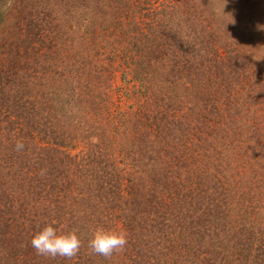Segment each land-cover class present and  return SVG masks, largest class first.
<instances>
[{
  "label": "rangeland",
  "instance_id": "rangeland-1",
  "mask_svg": "<svg viewBox=\"0 0 264 264\" xmlns=\"http://www.w3.org/2000/svg\"><path fill=\"white\" fill-rule=\"evenodd\" d=\"M178 37L194 44L192 57L174 48ZM134 109L145 112L135 134L116 123ZM8 139L16 169L13 182L0 162V246L11 235L18 251L37 253L33 234L57 219L39 218L32 186L80 182L75 156L92 165L82 181L91 203L100 200L94 212L127 235L120 261L133 232L147 264H244L233 251L241 218L224 205L231 197L246 210L249 244L263 237L264 0H0V141ZM101 153L109 165L99 176Z\"/></svg>",
  "mask_w": 264,
  "mask_h": 264
},
{
  "label": "trees",
  "instance_id": "trees-1",
  "mask_svg": "<svg viewBox=\"0 0 264 264\" xmlns=\"http://www.w3.org/2000/svg\"><path fill=\"white\" fill-rule=\"evenodd\" d=\"M186 23H187V21L185 19V24ZM187 25H188L187 26V33H190V29H189V27L191 25L190 21H188ZM175 41H176V44L174 45L175 46L174 48H177V50L182 55H185L186 59H187V56L192 57V55H191L192 52L196 50L193 43H189L186 39H182L180 37H178V39H176ZM181 41L183 42V45H182V43H179ZM139 46L141 48H144V45L139 44ZM145 47H146V45H145ZM180 53L178 55H181ZM137 62H140V61H137ZM137 62H135V63H137ZM89 73H90V70H89ZM89 73H88V77H89ZM93 73H94V75L99 74L97 70L93 71ZM135 74L137 75V72ZM145 80H149V82H151L150 76H147V78ZM88 81H89V79H88ZM88 81H87V84H85V86H89ZM79 96L75 94V99L77 102H78V100L79 101L81 100V98ZM139 112H142V114L145 113L142 111V109L141 110L140 109L139 110L134 109V110L128 111L126 113L127 115L124 114L123 111L122 112L119 111L117 113V119H116L117 122L116 123L121 124V125H119L121 130L125 129L126 127L130 128V129L133 128V133L135 134V130L139 129L137 126H141V124H142V122L140 121L141 118L137 117ZM143 116H145V115H143ZM117 129H118V125H115V131ZM103 130L105 131V128ZM106 136L107 135L102 131L100 133V135H98L96 137L97 138L99 137V138L105 140ZM129 136H130V134L128 135V137ZM7 141L9 142L10 140L8 139ZM62 141L63 140H61V143H62ZM4 143H6V142H2V140L0 141V162L6 159L7 161L4 163L6 164L7 167L5 166V164H4V166L6 168H8V166L11 165V172L9 170V174H10L9 177H11L13 179V182H14V180H15V169H16V166H15L16 158L13 159L14 155H15L13 153H15V152L14 151L10 152V149H9V148L14 147V146H12V145H14L13 144L14 142L10 141L9 144L6 143L7 146L4 145ZM63 143H65V142H63ZM109 146H112V143ZM8 149H9V151H8ZM4 150H7V151L5 152ZM103 153H101L102 157H100V158L94 157L95 162H96V164L94 165V168H95L94 170H99V172H98L99 176H102V174L104 173V170L108 169L107 166L109 165L107 163V162H109V160L106 156L103 157ZM24 156L26 157V153L21 154V158H24ZM73 157H75V156L68 157L69 165L71 166L70 169H73L74 172H77L80 174V182H77L75 184L71 180H66L65 181V183H67L66 186H62V188H59L58 190H56V188H55L56 186L52 185V183H50V181H49V184L46 187L47 189L45 190L44 183L41 182L40 180H38L36 183H34V185L32 187L35 186V191H36L35 192L36 193L35 199L37 197H39L38 198L39 202H37V206H34L36 208L38 207L37 208V214H39V218L40 219H44V218L45 219H47V218L54 219L52 217H55V219H57V220L54 222V224L53 223H51V224L57 230H58L57 227L59 225L61 227L60 231H63V232L75 231L79 235L80 240H81V247H80L79 252L73 257H61V258L60 257L58 258V256L53 257V256H47V255H46L47 257H45V255L33 253L32 258H29V256H27V252L29 250L18 251L17 246H13L10 244V242L12 241L11 240L12 236L10 235V236H5V238H2V240L6 241L5 242L6 247L4 248L3 246H0V264H147V259H144L140 256V255H142L140 252L141 249H143L141 247L142 244H136L133 242V240H134V236H133L134 234H132L133 232L131 233L132 237H131V242H129L130 245L128 244L130 246V250L128 251V254H127L128 259L126 261H120V258H118L119 254L117 253V251H115L111 256H104V255H100V254L93 252L89 248L88 241L91 238L93 230L97 227H104L106 229H109V227L107 226V223L104 220V216H103L104 212H102V215H100L99 211L94 212L95 206L97 205L98 197H97V199L96 198L93 199V202L91 203L89 196H86V194H85L86 193L85 188H84L85 184L83 183L84 181H82V179L84 178V176L91 175L93 173V170L91 169L92 165L90 167L89 160L87 162L88 164L87 163L80 164L78 161L73 162V161H76ZM151 160H154L153 157L151 158ZM91 162H93V160H91ZM12 165L15 167L14 169H13ZM53 165L54 164H52L51 166H53ZM87 167L89 168L88 171H86ZM54 168H55V165H54ZM51 169H53V167ZM146 172L149 174L148 170ZM52 173H55V171H52ZM64 174L68 175V172H66ZM148 174L146 176H148ZM4 175H5V173H4ZM25 178H28L27 174H25ZM30 181L31 180H29V182ZM10 182H11V180H10ZM100 183L97 182V185ZM219 185L221 188L222 183L220 182V184L219 183L217 184V186H219ZM101 186H102V184H101ZM105 188H104V190H103V188H101V190L106 191ZM225 188H229V187L225 186V187H222L220 189V193L222 195L224 194L223 191H225ZM55 191L56 192L60 191V193L62 194L61 197L58 195V193L54 194ZM109 193L114 195L113 189L112 190H111V188H110V190L108 189L107 192H104V195L102 197L106 198V196ZM62 196L63 197L65 196V199H67V198L71 199L74 204H76V205L79 204V206L80 207L82 206V207L79 208V206H76L75 211H74L73 208H71V206L69 207L66 205L65 200L63 202ZM52 201L55 203L54 205H53ZM85 202H88V203H85ZM226 204H227V206L231 205V210L233 211L234 215L240 216V218H241V222L238 223L240 225L239 226L240 230L236 234L233 235V238L236 239V237H237V240L234 243V247L236 246L235 248L237 250H233V251L237 253V256H239L240 258L243 259L244 264H264V228H259V227L257 228L258 232H260L263 235V237H260L258 239V241H255L254 243L251 242V244H249L248 242H249V240H251L249 238L251 236H254L255 234H253L251 226L250 225L247 226L248 225V223H247L248 219L245 215L246 210L237 208L235 205V200L232 199L231 197H228V201L225 203L224 207L226 206ZM83 205L84 206L87 205L89 208L86 207L84 209ZM92 210H93V212H92ZM73 213H75L76 215L73 216ZM133 214L135 215V218H136L137 213H133ZM13 220H15V219H13ZM44 222H45L44 220H39L36 222V224L41 225L40 223H42V225L44 226L45 225ZM18 223L19 222H16L14 227H16V229L18 231H22L20 229V227H19L20 225ZM48 224H50V222L47 223V225ZM55 224H56V226H55ZM152 240L147 238V239L142 240L141 242L143 243V246H146L148 248L149 247L148 244ZM4 241L2 242V244H4ZM243 246L245 247L244 249L242 248ZM134 247H136L135 250L133 249ZM232 248H233V246H232ZM133 250L135 251L134 253H133ZM220 260L229 261L231 259L230 258L225 259V257H224V259H220ZM217 264H220V263L217 262Z\"/></svg>",
  "mask_w": 264,
  "mask_h": 264
},
{
  "label": "clouds",
  "instance_id": "clouds-1",
  "mask_svg": "<svg viewBox=\"0 0 264 264\" xmlns=\"http://www.w3.org/2000/svg\"><path fill=\"white\" fill-rule=\"evenodd\" d=\"M16 146L20 148L22 143L18 141ZM126 243L127 235L122 230L97 227L93 230L88 246L97 254L111 256L123 249ZM31 246L41 255L73 257L80 250L81 240L75 231H58L48 224L33 234Z\"/></svg>",
  "mask_w": 264,
  "mask_h": 264
}]
</instances>
